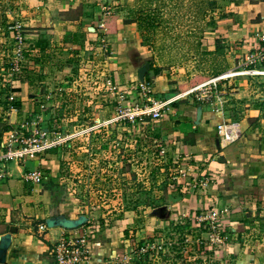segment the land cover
<instances>
[{"label": "crops", "instance_id": "crops-1", "mask_svg": "<svg viewBox=\"0 0 264 264\" xmlns=\"http://www.w3.org/2000/svg\"><path fill=\"white\" fill-rule=\"evenodd\" d=\"M23 1L26 5L22 20L24 37L27 51L36 62L32 68V84L45 86L41 96L43 102L55 110L53 102L57 90L61 91L60 96L69 95L71 90L67 85L73 84L79 87L74 93L82 98H97L95 104L99 105L98 88L94 87L98 78L74 77L69 68L71 64H79L81 68L101 65L105 85L129 99L124 103L142 100L137 69L148 62L151 54L148 43L141 39L137 25L125 11L131 12L134 0ZM245 30L255 38H250L251 43L256 44L264 36L262 25ZM243 32L242 29L239 33L244 39ZM226 33L203 34L195 49L203 58L212 57L215 52L220 54L229 66L221 73L235 70L242 62L238 60L231 65V56L233 54L237 59L239 53L244 52L231 42L230 49H217L218 38L221 45L228 41ZM100 56H104L102 61ZM66 65L68 67H63ZM154 67L158 68L155 64ZM161 72L157 75L148 69L144 83L151 84L149 90L153 96L164 99L174 90ZM84 80H90V83ZM17 85L20 88L17 95H27L28 100L38 101L40 94L30 91V83L17 82ZM223 87L221 104L209 103L197 96L184 97L171 104L161 118L152 120L153 127L145 125L146 128L141 129L145 133L154 129L152 133L157 136L149 144L154 142L157 147L163 146L165 164L174 170L175 191L170 193L173 203L168 206L171 220L184 218L197 227L200 215L216 210L221 214L218 223L224 238V245L218 252L221 255L219 264H264V78L237 77L225 81ZM110 95L107 96L108 103ZM198 107L201 115L197 121ZM223 122L238 123L241 135L236 142L220 150L216 127ZM11 161L6 164V177L0 180V239L10 234L4 264H55L56 246L64 239L83 234L87 227L74 230L47 228L45 219L60 214L76 219L85 213L77 204L56 200L47 181L52 161L40 157ZM33 171L42 175L39 183L27 179V174ZM200 182L205 184L200 185ZM85 216L90 225L91 218ZM119 223L115 221L108 229L88 236L91 250L88 261L83 264L124 261L127 240L120 230L123 225ZM11 228L16 231L10 233Z\"/></svg>", "mask_w": 264, "mask_h": 264}, {"label": "rangeland", "instance_id": "rangeland-1", "mask_svg": "<svg viewBox=\"0 0 264 264\" xmlns=\"http://www.w3.org/2000/svg\"><path fill=\"white\" fill-rule=\"evenodd\" d=\"M134 2L132 12L125 10L126 8L124 10L134 22L138 16L137 12L141 16L146 15L145 17L153 15L154 19L151 21L154 28H149L145 24H141V28L135 23L137 32L141 39L148 43L151 54L149 58L160 68L161 75L169 80L174 92L179 94H185L199 84L217 79L224 74L221 71L229 67L227 61L221 59L217 52L211 55L212 57L203 58L195 51L198 40L203 39V34L214 36L220 31L227 32L228 41L221 45L218 38L217 49H230V42L236 48H243L244 52H240L237 59L232 54L229 62L232 65L238 60L242 62L245 55L259 43H251L250 38L254 37L245 29L264 26V0H134ZM25 8L23 0H0V155L5 152L1 144L6 141L11 128H18L20 135L24 134V139L34 132H44L48 141L74 136L53 148V153L45 151L28 159L40 157L52 161V171H48L47 181L55 192L56 200L63 204L72 202L80 206V210L91 218L88 225L93 227L95 233L104 231L115 221L125 226L120 230L127 240L124 259L127 263L122 261L113 264H208L205 258L212 254L215 247H211L205 238L208 230L205 223L199 222L200 225L193 227L191 222L184 218L172 221L170 213L168 218L163 220L151 215L155 208L164 205L168 208L173 203L170 193L175 191L173 189L175 181L172 179L174 170L165 164L167 160L164 158L166 152L163 146L157 147L154 142L149 144V141H153V137L157 136L152 133L154 129H149L151 132L148 133L141 129L143 126L146 128L145 125L153 127L151 122L153 119L103 124L115 116L119 108L128 109L135 104L148 106L146 98L154 100L162 98L153 96L150 91L146 92V98L141 97V101L133 104L124 103V100L129 99H124L120 93L116 94L115 90H109L105 85L101 65L96 67L84 65V68H81L79 64H71L69 68L74 77L82 76L90 80L92 77L94 80L98 78V84H94V87L98 88L96 96L99 95L100 103L95 104L97 98L80 97L78 93H74L79 87L69 84L67 85L71 90L68 91L69 95L60 96L61 91L57 90L53 110V107L42 101L45 86L32 84L34 81L32 68L36 62L27 51L24 37L25 28L22 20ZM242 29L244 39L239 33ZM17 36H20L21 40H18ZM246 45L249 47L246 48ZM104 56H100L99 59L102 61ZM90 80L84 81L90 83ZM18 81L30 83V91L40 94L37 97L39 102L28 100L27 95L23 97L11 93V87ZM224 82L211 83L177 100L184 97L199 98L205 93V89L210 90L216 86V92L211 89L206 94L209 99L215 100V97L222 96L220 92L224 89ZM146 85L149 88L151 84ZM10 95L14 97L12 101H9ZM44 104L45 107H41ZM97 119L100 120L99 123ZM26 159L24 157L20 160ZM10 162L13 161H6L5 164ZM173 222L180 226L177 231L172 227ZM88 232L89 237L94 234L90 229ZM200 247L204 249L200 251ZM218 251L213 250L212 260L219 263L221 255ZM195 258L202 261L196 262Z\"/></svg>", "mask_w": 264, "mask_h": 264}, {"label": "built area", "instance_id": "built-area-1", "mask_svg": "<svg viewBox=\"0 0 264 264\" xmlns=\"http://www.w3.org/2000/svg\"><path fill=\"white\" fill-rule=\"evenodd\" d=\"M18 27L19 26H17V28ZM100 28L104 29V25L100 24ZM16 38L18 40H21L20 36H17ZM259 43V46H257L250 53H247L245 55L242 63L235 70L229 71L230 73H224L217 79L199 84L198 86L193 87L183 95H188L189 93L197 91V89L205 88L211 83L215 84V82L217 81H227L228 79H233L242 76L264 77V36L260 37ZM144 84L145 83H140L138 85V89L140 91L141 97L144 96L146 98V92L150 93V90L147 85ZM211 89L216 92V86L210 88V90L205 89V93L199 98L209 103H213L215 101L216 104H221L220 95L218 97H215V100L208 98L209 96H207L206 94H208ZM13 99V95H10L9 101H12ZM176 100L177 99L154 100L146 98V101L149 103L148 106H139L135 104L134 107L128 109L119 108L116 111V115L113 116L111 119L103 122V124L108 125L125 120H129L131 122H141L143 118H151L153 120H157L162 117L163 113L167 111L169 109V106ZM216 132L218 137V147L220 150H224L230 144L236 142L241 135L239 125L236 122H223L221 124H218L216 127ZM23 136L24 134L20 135V130H18V128H11L8 133V136L6 137V141L1 144V148L4 149L5 152L4 154L0 155V180L4 179L7 174L5 164L6 161L15 159L19 160L24 157L34 158L35 155L40 154L41 152H45L49 149L55 148L62 142H65L69 138L74 137L70 136L59 140L48 141L45 139V136L47 135L44 132H34L27 139H24ZM182 176H184V173H182ZM27 179L39 183L42 178L39 172L33 171L27 174ZM199 184L204 185L205 182H200ZM220 215V212L213 210L209 214L200 215L197 218V222H202L207 225V237L205 238L208 240V244H210L211 247H215V249H213L215 251H221V248L224 245V238L221 236L222 228L218 223ZM85 225L87 226V229L85 230V232H83V234H80L73 238L64 239L60 244L56 246L55 264H83L88 261L89 253L91 250L87 242L89 234L88 230L90 229L92 231L91 233H93L95 230H93L92 226L88 225V222ZM142 251L146 252L147 250Z\"/></svg>", "mask_w": 264, "mask_h": 264}, {"label": "water", "instance_id": "water-1", "mask_svg": "<svg viewBox=\"0 0 264 264\" xmlns=\"http://www.w3.org/2000/svg\"><path fill=\"white\" fill-rule=\"evenodd\" d=\"M149 66L150 64L148 62H145L137 69L138 80L142 84L144 83V76L148 72ZM179 95L180 94L176 91L170 92L165 95L164 99H170L174 96H179ZM200 115H201V108L198 107L197 112H196L197 121L200 119ZM96 121L99 123V120H96ZM151 215L156 216L162 220L166 219L169 216L168 208L167 206H161V207L155 208L151 211ZM87 222H88V219L84 215H80L76 219H69L65 215L60 214V215L45 219V226L47 228L58 227L64 230H74V229H77L85 225ZM15 231H16L15 228L10 229V233H14ZM9 244H10V234H6L3 236V238L0 239V264H4L5 262V253H6V249L8 248ZM257 264H260V263H257Z\"/></svg>", "mask_w": 264, "mask_h": 264}, {"label": "trees", "instance_id": "trees-1", "mask_svg": "<svg viewBox=\"0 0 264 264\" xmlns=\"http://www.w3.org/2000/svg\"><path fill=\"white\" fill-rule=\"evenodd\" d=\"M137 13H138L137 19H135L136 20V22H135L136 24H138L141 28H142V25L141 24H145L149 28H154V23H153V21H151V20L154 19L153 15H151V16L149 15V16L145 17L146 15L145 16H141V14H139V12H137ZM216 42H217V40H216ZM215 45H216V43H215ZM147 61L150 63L149 71H153L155 74H159L161 72L160 68H155L154 67V63L152 62L151 59H148ZM144 78H145V80L148 78V73L145 74ZM18 82L21 83L22 81H18ZM18 92H20L19 85H17V84L16 85H13L11 87V93H13V94L15 93L16 94ZM52 149H49L47 151H49V153H53L54 151ZM134 208H136V207L134 206ZM171 224H172L173 229L176 230V231L180 227L178 223H174L173 222ZM203 231H205V230H203ZM201 249H204V248L203 247L202 248L200 247L199 250L202 251ZM212 254H213V252H212ZM212 254H208V256H206V258H205L206 262L208 261L207 262L208 264L209 263L210 264H219L218 262H215V261L212 260ZM194 260L196 262H201L202 261V260H199L198 258H195ZM225 264H228V263H225Z\"/></svg>", "mask_w": 264, "mask_h": 264}, {"label": "bare ground", "instance_id": "bare-ground-1", "mask_svg": "<svg viewBox=\"0 0 264 264\" xmlns=\"http://www.w3.org/2000/svg\"><path fill=\"white\" fill-rule=\"evenodd\" d=\"M223 78V77H222Z\"/></svg>", "mask_w": 264, "mask_h": 264}]
</instances>
